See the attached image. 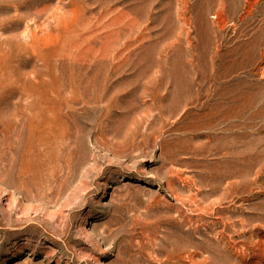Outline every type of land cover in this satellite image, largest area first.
Wrapping results in <instances>:
<instances>
[{
  "label": "rangeland",
  "instance_id": "1",
  "mask_svg": "<svg viewBox=\"0 0 264 264\" xmlns=\"http://www.w3.org/2000/svg\"><path fill=\"white\" fill-rule=\"evenodd\" d=\"M0 264H264V0H0Z\"/></svg>",
  "mask_w": 264,
  "mask_h": 264
}]
</instances>
